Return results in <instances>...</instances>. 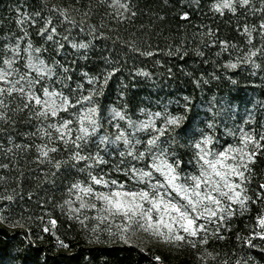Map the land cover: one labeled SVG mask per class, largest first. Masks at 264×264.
Instances as JSON below:
<instances>
[{"label":"trees","instance_id":"1","mask_svg":"<svg viewBox=\"0 0 264 264\" xmlns=\"http://www.w3.org/2000/svg\"><path fill=\"white\" fill-rule=\"evenodd\" d=\"M112 1L0 0V69L24 84L0 95V264H264V0H125V16ZM225 2L231 8L217 11ZM32 52L50 76L28 67ZM45 88L75 107L38 116L30 96ZM88 107L96 108V131L75 140ZM112 109L124 119H111ZM171 117H182L179 125H167ZM67 120L63 139L48 127ZM239 124L252 130L244 152H255L254 162L244 179L233 177L240 197L197 220L205 230L195 237L142 248L111 221L70 205L78 189L106 188L92 176L144 188L134 169L150 170L147 141L157 129L183 181L202 168L196 145L209 137L216 151L239 144ZM120 134L135 146L117 141ZM77 151L89 159H73Z\"/></svg>","mask_w":264,"mask_h":264},{"label":"snow or ice","instance_id":"2","mask_svg":"<svg viewBox=\"0 0 264 264\" xmlns=\"http://www.w3.org/2000/svg\"><path fill=\"white\" fill-rule=\"evenodd\" d=\"M244 4L248 3V0H242ZM221 8H231V4L228 2L223 3L222 5H217L216 10L220 11ZM19 23V21H18ZM264 28V25H261ZM53 31H55L53 29ZM247 31V29H245ZM48 39H52L51 36ZM81 47H85V45H81ZM36 51H39L37 49ZM256 53H252L255 55ZM9 67H11V63L7 62ZM43 61H40L39 64H33L32 67L36 69L37 72H42ZM231 68H236L237 65L235 63L229 65ZM23 79V77H22ZM0 81L8 83L7 74H0ZM38 82V81H36ZM29 85L33 83V81H28ZM14 88V85L12 86ZM12 88L8 89V94H11ZM23 92V88L20 89ZM44 96L47 99H41L38 96H33L30 99L34 100L35 105H39L43 108L42 111L37 113L38 116H42L47 118L48 116L56 117L59 111H67L69 107H75L67 97L62 96V94L49 92L47 88L43 90ZM5 94L4 89H0V95ZM59 100V103L56 101ZM92 100L91 96L83 97V101L90 103ZM3 101L0 100V104ZM81 101L77 100L76 104H80ZM28 107V105H25ZM96 114L95 107H88L87 111L82 115L77 117L80 128L79 132L81 135L76 136L75 140H80L86 142V138L90 135L89 129L91 128V133L96 131L97 121L94 119ZM156 115H159L158 113ZM116 117L120 119H124V117L119 113H115ZM182 117H171L168 118L166 123L167 125H179ZM72 124V120L63 121L60 127H57L55 124L48 125L49 128H55L57 132L61 133V139H63L64 130L68 128L69 125ZM152 126V122L149 121L147 123L141 124L140 129H147ZM158 135L153 136L147 141L148 155L151 156V163L147 166L150 170H135L137 174V182H145V187L139 190H124V184H119L117 190H112L110 192H98L95 194V198L99 201H103L105 204L104 211L109 212L110 214H122L127 217L129 220L132 218H137V224H139V220L146 219L148 223V227L151 228L152 224V213L155 210L156 212H160L163 210L165 215L169 216L171 223H167L164 220V217L161 216L157 221V228L160 225H163L168 229L169 233H172L173 228L172 224L177 221H183L184 223H180V228L183 232L188 233L190 236L195 237L198 231L205 230L204 225H196L197 220L201 218H205V213L210 217H217V211L212 210L208 207V204L219 206L221 204V200L217 198L214 193L218 194L220 197H225L228 200H235L240 197L241 192L236 191V189L240 188L239 184L230 183L227 179L229 176L238 177L240 179H244V173L248 170V164L254 162L255 152L250 155L243 153L242 149H232L230 151H234L239 153V161L236 164H228L225 165L224 161L228 159V154L226 152H221L218 154V157H214L209 160L207 157L211 155L210 152L205 149H201V155L199 159L203 161L202 171L199 176L192 177H184L183 181L180 174L176 171L177 167H179V162L174 161L173 163H169L167 156L168 153L164 149H160L158 147V140L160 136L165 134V130L157 129ZM116 140H124L125 144H130L132 147L135 145L132 144L123 134H120L116 137ZM252 142V138L245 136L244 143ZM140 141L136 140L135 144H139ZM203 143L207 145L210 143V137L205 138ZM153 146L156 147V151H153ZM77 148L80 145H76ZM197 148H201L200 144L196 145ZM41 154L43 156H48L49 151L55 152V148H51L48 150L41 149ZM129 155L131 153L129 152ZM247 155V160H245V156ZM145 153H139V157H144ZM73 159L76 160H85L89 159V157L81 156L79 151H77ZM233 160H236V157H232ZM203 166H207L204 168ZM59 167V165H57ZM225 168L227 171H225ZM243 169V170H241ZM210 170V172H209ZM160 173L161 176L164 177L163 182L160 180L154 181L153 173ZM211 173V175H210ZM212 175L219 178V181H213ZM91 180L95 185L103 184L104 187H108L109 183L111 185H117V181L112 180L110 182L104 181L103 178H97L96 176H92ZM182 181V182H181ZM223 182L221 185L220 182ZM204 185V189L202 190L201 186ZM74 188H80L79 184H74ZM227 188L228 191H222L221 188ZM261 187H264L262 185ZM85 194H90L93 192L92 187H86L80 189ZM242 191V189H241ZM232 193V195H229ZM79 198V197H78ZM207 202V204L205 203ZM243 203V201H240ZM150 205V207L145 208V205ZM81 208L86 207L84 203H81ZM91 207H95V205H91ZM222 211V210H221ZM174 214V215H173ZM55 224V221H52ZM260 224L264 226V218L260 220ZM176 240H183V236H175Z\"/></svg>","mask_w":264,"mask_h":264},{"label":"rangeland","instance_id":"3","mask_svg":"<svg viewBox=\"0 0 264 264\" xmlns=\"http://www.w3.org/2000/svg\"><path fill=\"white\" fill-rule=\"evenodd\" d=\"M112 8L114 9L115 12H117L120 15H127L129 13V10L125 0H113L112 1ZM40 60L37 59L36 54L34 52H32L29 56V61H28V67L32 70V71H36L35 68L32 67L33 64H39ZM38 74H41L43 76H50L48 69L46 67V65L43 63L42 66V72H37ZM0 74H7V80L8 83L2 82L0 81V89H4L5 91L9 88H12V86L14 85V88H12V91H16V90H20L21 88H24V84L22 81H20L19 79H17L15 77V75L13 74L12 70L10 68L7 67V69H0ZM52 93H56L55 91H49ZM35 95H31L30 97H33ZM42 100L43 99H47L44 94L42 97H40ZM57 103H59V100L56 101ZM39 106V105H38ZM41 107V106H40ZM41 109L43 110V108L41 107ZM60 112V111H59ZM58 112V113H59ZM117 111L112 109L110 111V117L113 120L118 119L119 117L115 116V113ZM240 126L238 128L235 129L234 126V133H236L237 138L239 139L238 142L239 144L236 145H232V146H227L224 147L222 150L216 151L214 149L209 148V145H200L201 148H198L200 155L201 153V149H205L206 151L210 152L211 155H209L207 158L209 160L213 159L214 157H218V154L221 152H226L228 154V159H226L224 161L225 165L228 164H236L237 161H239V153H236L234 151H230L232 149H242L243 153H245V147L247 146V144L244 143V137L248 136L251 137L253 140V134H252V130L250 129H245L243 127V124H239ZM236 157V160H233L232 157ZM203 165V161L202 164ZM204 168H206L207 166H203ZM202 171V168L199 172V174L197 176L200 175ZM225 171H227V169L225 168ZM210 172V170H209ZM211 175V173H210ZM154 176V181L155 180H160L161 182H163L164 177L161 176L160 173H158L157 175H153ZM192 177V176H191ZM233 177L234 176H229L227 179L229 180L230 183H234L233 181ZM212 180L213 181H219L218 177H215L214 175H212ZM221 185H223V182H220ZM202 190L204 189V185L202 184L201 186ZM112 190H117V187H106L103 190H97V192L94 193H90V194H85L83 191H80L78 189L77 193L74 194V196L72 197L73 200L71 201L70 205L73 207V209L77 212L81 205V203H84L86 205V207L82 208V209H90L92 211H94L97 214V217H99L101 220H108L111 221L112 223L116 224L119 228H121L122 230V237L123 240L128 243V244H133V245H138L142 248H146V247H154L155 245L158 247H164L166 245L169 244H173L176 243L180 240H176L175 236L179 235V236H184L185 233L183 232V230L180 228V223H184L183 221H177L176 223L172 224V228L173 231L172 233L168 232V229L165 228L163 225H160L157 228V221L160 219L161 216L164 217L165 222L167 223H171V220L169 219L168 215H165L163 213V210H161L160 212H156L155 210L152 213V227L149 228L148 227V221L146 219H141L139 220V224H137V218H132L131 220H129L127 217L123 216L122 214H110L107 211H104L105 208V204L103 201H99L95 198V194L98 192H110ZM124 190H127L124 188ZM222 191L227 192L228 189L222 187L221 188ZM237 191V190H236ZM214 195L217 196L218 199H220L222 201V199H227L225 197H220L218 194L214 193ZM229 195H232V193H229ZM79 197V198H78ZM76 203V204H74ZM207 204V202H205ZM95 205V207H91V205ZM150 207V205H145V208ZM208 207L211 208L214 211H217L219 206L216 205H212V204H208ZM174 215V214H173ZM208 214L205 213V217H207Z\"/></svg>","mask_w":264,"mask_h":264}]
</instances>
